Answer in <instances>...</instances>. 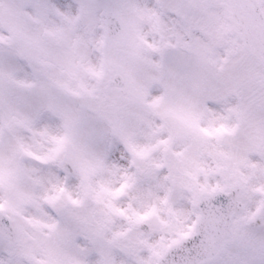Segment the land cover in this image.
<instances>
[{
	"label": "snow or ice",
	"instance_id": "obj_1",
	"mask_svg": "<svg viewBox=\"0 0 264 264\" xmlns=\"http://www.w3.org/2000/svg\"><path fill=\"white\" fill-rule=\"evenodd\" d=\"M141 125L154 142H136ZM204 138L228 145L208 153L228 182L200 198L223 196L227 212L209 206L168 243L108 239L113 215L134 226L154 213L114 206L131 177L85 191L99 212L58 176L34 191L40 164L67 172L62 156L91 157L83 186L121 144L150 160L187 143L207 176ZM0 194V264H264V0H0Z\"/></svg>",
	"mask_w": 264,
	"mask_h": 264
},
{
	"label": "clouds",
	"instance_id": "obj_2",
	"mask_svg": "<svg viewBox=\"0 0 264 264\" xmlns=\"http://www.w3.org/2000/svg\"><path fill=\"white\" fill-rule=\"evenodd\" d=\"M155 122L157 124L161 123L158 119ZM52 131H56L55 126L52 127ZM149 131V129L141 125L136 142L141 145L154 142L155 137L151 141L147 137ZM161 135L166 136L167 132L161 133ZM204 139L207 143V150H202L198 153L196 159L199 168L213 170L209 171L207 176L204 172H198V169L189 163L193 150L187 143H175L172 150L166 155L159 150L154 151L151 153L150 160H141L135 157L121 144L118 151L109 153L105 157L102 168H96L88 173L86 179H83V186L79 169H91L95 163L91 157H78L75 154L67 157L62 156L61 159L71 160L66 165L67 172L58 168L56 161L40 164L41 171L39 175L46 179L44 186L35 187L34 191L37 196L43 195L45 189L50 190L47 178L58 176L61 181L58 186L64 187L73 198L81 199L82 208L99 212L103 206L93 200L91 195L85 196V191L90 193L98 191L101 186L115 190L122 183H125L126 178L131 177L133 179L128 181L130 186L125 189V192L120 197L112 201L114 206L124 210L129 215L133 210L141 215L152 210H154V213L146 221L134 226L130 225L125 217L113 215L108 239H112V233H125V236L121 238V244L136 240H145L149 244L161 241L168 243L175 237L177 231H187L196 220L197 215L205 213L209 206L214 211L220 209L223 213L227 212L226 206L221 207L224 203L223 196H217L216 199L211 201H205L200 198L202 185H207L209 189H212L217 185L223 187L228 182L226 176L214 171L218 167V161L208 154L213 150L214 145L225 150H227L228 145L218 144L214 138ZM108 140L116 141L117 137L109 133L106 136L105 143ZM104 146V144L96 145L94 150L103 151ZM173 153H184V155L176 156ZM73 163L76 165L75 169L73 168ZM154 163L161 164V167L154 168V175L148 178L145 176L143 169ZM170 166L173 169V178H169ZM55 182L53 180V183ZM0 198H2V194H0ZM197 200L199 202L194 204V201ZM61 203L66 207H72L64 200ZM44 207L48 208L47 205H44ZM48 210L54 217L56 216L55 211L50 208ZM29 212L34 213L35 210L29 209ZM200 230H203V225L200 226ZM142 255L145 258L149 256L147 249L143 250ZM174 255L175 253L170 254L166 260L171 261ZM162 264H165V262L162 261Z\"/></svg>",
	"mask_w": 264,
	"mask_h": 264
}]
</instances>
